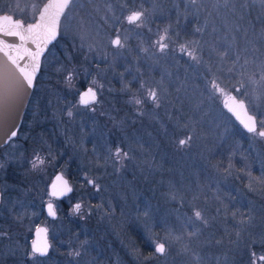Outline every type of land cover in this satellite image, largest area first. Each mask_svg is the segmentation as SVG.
I'll use <instances>...</instances> for the list:
<instances>
[{"label": "rangeland", "instance_id": "rangeland-1", "mask_svg": "<svg viewBox=\"0 0 264 264\" xmlns=\"http://www.w3.org/2000/svg\"><path fill=\"white\" fill-rule=\"evenodd\" d=\"M39 1L26 0L35 8L21 16L16 0H0V14L32 23L47 2ZM72 1L45 62L54 67L38 79L28 131L0 151L6 211L0 216V264H22V259L25 264H250L252 245L264 253V138L238 126L210 81L215 79L225 94L243 85L247 95L237 96L264 119V59L235 50L231 36H224L223 47L210 41L203 49L202 37L206 27L210 35L217 27H264V0ZM133 10H144L143 26L124 19ZM165 29L168 48L161 52L156 42ZM117 34L124 48L112 45ZM245 36L241 49L248 50ZM190 41L198 60L180 51V44ZM136 49L152 51V65L162 75L145 89L143 121L125 139L124 113L117 105L123 93L136 104L138 93L123 81L143 61ZM93 80L100 101L93 109L82 108L75 85L92 86ZM149 90L156 91V102ZM188 137L181 146L179 140ZM117 147L128 157L118 160ZM37 155L44 163L34 169ZM75 165L86 174L129 168L137 181L118 180L125 191L95 193V202L84 208L92 216L90 234L65 228L67 250L53 246L47 258L32 257L19 240L39 224L31 203H44L42 189L57 169ZM14 169L18 185L4 179ZM195 210L207 225L195 219ZM50 229L55 241L58 227ZM156 242L165 243L164 255L155 252Z\"/></svg>", "mask_w": 264, "mask_h": 264}, {"label": "snow or ice", "instance_id": "snow-or-ice-1", "mask_svg": "<svg viewBox=\"0 0 264 264\" xmlns=\"http://www.w3.org/2000/svg\"><path fill=\"white\" fill-rule=\"evenodd\" d=\"M195 3V0H193ZM71 4V0H51L50 3L44 5V7L39 11V16L35 19V22L27 24L25 26L23 18L16 19L14 14H5L0 16V37H16L19 43H9L5 39H0V52L3 53L5 57V62L0 63V123H3L7 116V109L10 102L18 101L23 98L24 94V84L27 87H32L34 74L37 71L39 65V58L43 54L46 45L57 35V28L59 24V18L64 14L65 9H67ZM15 7L17 11L23 16V14L31 7L35 8L34 5H29L26 0H16ZM145 12L144 10H133L127 16L125 20L130 25H135L136 27H141L144 24ZM199 31V29H197ZM168 29L164 30V34L160 36L159 40L156 42L159 50L161 52L168 48V44L165 43L168 40ZM126 40V37H125ZM29 43L35 45V50L28 47ZM113 46L124 48L125 43L122 41L119 34L111 41ZM195 42H187L180 44V51L186 52L187 55L193 59L198 60L195 55V50H189L191 44ZM27 57V62L21 66L19 61L25 60ZM11 65L19 73V76H15L12 72ZM14 80V86L9 88V79ZM22 78V80H21ZM71 73L68 75L67 79L71 82ZM264 79V77H262ZM23 81V82H22ZM212 89L216 92L224 94V89L221 88L220 84L217 83L215 79L210 81ZM255 83V81H253ZM96 81H92V86H87L86 90L79 93V104L88 106L89 104H94L97 102V91L95 89ZM143 87V85H142ZM243 85L240 88H234L233 91L240 93L241 96H246L247 93L242 91ZM148 96L156 102L158 96L155 90H149ZM229 99L233 102L229 107V111L233 112L236 118L240 121L247 132L252 133L258 137L264 138V119L257 120L255 115L248 114V108L243 98L237 99L236 96H230ZM136 104H141L140 99H135ZM68 115L71 116L72 112L69 111ZM17 135L14 130L11 132L9 140ZM191 140V137L187 139L179 140L181 146L185 145ZM115 156L118 160L128 157L127 152H122L120 147L115 150ZM44 161L37 155L32 161V167L35 169L39 165H42ZM3 165L0 164V168ZM86 179L88 184H95L93 180ZM97 189L98 185H95ZM72 188L69 187L68 182L63 180L61 176L56 177V182L52 184V191L50 195L52 197L63 196L68 192H71ZM48 214L52 217L56 216V211L54 209L51 201L48 203ZM81 204L77 203L74 206V212H80ZM194 217L197 221L202 224L207 225L208 220L204 217L200 210L194 211ZM37 235L40 233H46V229H37ZM48 243L46 239L34 240L32 242V257L37 254L44 256L48 252ZM155 252L164 255L166 253V245L164 242L155 243ZM79 255V253H75ZM250 264H264V253H258L256 251H250Z\"/></svg>", "mask_w": 264, "mask_h": 264}, {"label": "flooded vegetation", "instance_id": "flooded-vegetation-1", "mask_svg": "<svg viewBox=\"0 0 264 264\" xmlns=\"http://www.w3.org/2000/svg\"><path fill=\"white\" fill-rule=\"evenodd\" d=\"M204 28V27H203ZM226 27H217V29L213 30L211 33L212 35H210V31H209V27H206V29L203 32V37H202V45L203 49H207V46L205 47V44L209 43L210 41L214 43H216V45L218 46H224V36H231L235 39V41L239 42H234L235 46L238 52H242V53H247L248 52H252V54L257 53V55L262 59H264V27H228L227 29H225ZM230 29H232V31L230 32ZM244 31V33L246 32V34H248L247 36L250 37V39H247L245 34H242ZM245 36V39H247V42H249L248 45V50L247 49H241L242 44L241 42V38L242 36ZM244 39V38H243ZM245 43V42H244ZM141 45V44H140ZM144 45V43H142V45L140 46L142 48V46ZM147 46V45H146ZM115 47V46H114ZM227 49V47H225ZM135 49V47H134ZM231 49V48H229ZM262 49V51H261ZM136 53L137 55L139 53H141V56L143 58V61H141L139 63V66H137V69H135V71L131 74H128L127 76L125 75V78L123 81H125L126 86H128V88L130 90H134L135 92L138 93V95L133 97H136V99H140L142 101L141 104H130L131 97L132 95H128L127 93H123V95H121V104L119 103L117 106H119L121 108L120 112H123L124 114V118H125V125L126 126L123 130L124 135H125V139L128 135V133H130V131L133 128H137L142 120V117L139 115L140 112H142V110H147L148 107L144 106V101L141 99L142 95H144L143 93L147 90H145L147 87L151 88L152 86H154L156 84V81L159 80V78H161L160 73L157 71V66L154 67L152 64L155 61L152 55L148 54L151 53L152 51L147 50L144 51V53L140 50V49H136ZM223 50V48H222ZM203 54L205 58H208L207 55L208 52L207 50H203ZM187 55V53H186ZM247 56V54H245ZM138 59V58H137ZM129 60L131 61V58H126L125 61L126 63H129ZM154 60V61H153ZM139 68V69H138ZM143 85V87H142ZM87 87L86 83H83V87L80 88L79 93H81L83 90H85ZM121 84L118 83V89H121ZM238 88V87H235ZM97 91V90H96ZM79 93H78V102H79ZM220 94L221 97V103L223 107V101L225 98H229L230 96H236L237 99H240L237 96V92H232V93H227V94ZM97 98L98 101L95 104H92L90 106H82L79 104L80 107L82 108H90L93 109L94 106L98 105L99 101H100V95L98 94L97 91ZM246 105L247 102L245 101ZM133 107H136L137 109H133ZM224 108V107H223ZM248 108V112L253 115L250 107L247 105ZM225 110V108H224ZM139 111V112H138ZM226 111V110H225ZM173 116H175V114H173ZM256 116V115H255ZM257 117V116H256ZM130 118H134V119H140L137 120L135 122H133ZM257 120H259V118L257 117ZM143 121V120H142ZM131 124V126H127ZM131 127V129L129 128ZM22 128V127H21ZM21 131L19 132V135L21 134ZM159 139V138H158ZM174 138L168 140V143H170L171 141H173ZM90 154V153H89ZM63 169V168H62ZM61 168L57 169L53 175L52 178L49 181V184L46 185L45 188L42 189V191L44 192V203L41 204L40 206L37 204V202H32L29 209H32L34 211V213H36V217L37 214H39V221H38V225L37 227L34 229V231H32V233L30 234V236H28V238H19L20 241H22L23 243V247L26 249L25 251H27L26 253L32 252V242L34 239V232L37 228L39 227H43L47 230V235H48V240H49V244H50V252L48 254V256L51 253V250L53 248V246H56L59 250H67L66 244H63L64 240H63V235L65 228H70V231H76V233L80 230V231H84V233L90 234L91 233V225L93 224L92 220L90 219V217H92L90 215V213L88 212H84V208L86 206H90L91 204H93L96 200L95 198V193H100L101 191H125L127 190L126 187L118 184V180H121L123 182L127 181H137L135 178H132V176L134 175V171L132 169L129 168H124L121 169L119 171H116V173H113V171H110V169H104L103 171H100L98 173H95V171H92L89 174H86L84 172H82V170L80 168H78V166L76 167L73 166L70 168V170L66 169L65 172H63ZM19 170H8L7 173L8 175L4 178L6 181L9 182H13V184L18 185V182L20 181L18 178L20 175H17L16 173ZM89 171V170H88ZM134 172V173H132ZM57 173H61L62 176L66 179V181L68 182L69 187L72 188L71 193L66 197L63 196L61 198H57V197H51L50 196V192H49V187L50 184L52 183L54 176ZM93 175V176H92ZM88 176L90 178H88ZM90 179L93 180L95 182V184H88L86 182V179ZM1 178H0V184H1ZM86 183V188L83 186V184ZM95 185H98L99 188L97 189V187ZM131 184H128L127 187H129ZM92 193V194H91ZM51 201V203L54 206V209L56 211V216L55 217H51L47 214L46 211V207L48 206V203ZM81 204V210L80 212H74V206L75 204ZM1 206H3V199L0 203V216H6V211L3 212V209L1 208ZM19 213V212H18ZM2 214V215H1ZM20 214V213H19ZM89 217V219H88ZM37 219V218H36ZM62 222L64 224V228H61L60 225L58 224L59 222ZM52 225H56L58 227V233L59 235L57 236V238H55L56 240L54 241L53 239H51L50 234H51V229ZM59 225V226H58ZM69 225V227L67 226ZM26 236V235H23ZM32 240V242H31ZM255 247L254 245H252L251 247V251H255L254 250ZM250 252V251H249ZM248 252V254H249ZM38 258L40 259H45L46 257H40L38 254L36 255ZM249 256V255H248ZM250 257V256H249ZM26 259H22L21 263L25 264L27 263L26 261H24ZM245 258L243 257L242 260H240V262H244ZM25 262V263H23ZM239 264H244V263H239Z\"/></svg>", "mask_w": 264, "mask_h": 264}, {"label": "water", "instance_id": "water-1", "mask_svg": "<svg viewBox=\"0 0 264 264\" xmlns=\"http://www.w3.org/2000/svg\"><path fill=\"white\" fill-rule=\"evenodd\" d=\"M51 0H47V2H45L42 7L40 8V10L44 7V5L50 3ZM72 0H71V4H72ZM70 4V6H71ZM70 6L65 9L64 11V14L60 16L59 18V24H58V28H57V35L55 37V39L51 40L45 47L44 49V52L43 54L40 56L39 58V65H38V68H37V71L35 72L34 74V79H33V85L32 87H27L26 83L24 84V94H23V98L18 100V101H13V102H10L9 104V107L7 109V116L4 120L3 123H0V149L2 147H5L6 145H8L11 141L15 140L17 138V135L19 133V130L20 128L22 127V122H23V118H24V115L26 113V110H27V107H28V104L30 102V99L32 97L31 94H33V91H34V88H35V83H36V80L37 78L39 77L40 75V72H41V68H42V61L44 59V57L46 56V54L48 53L49 49L55 44V42H57V40L59 39V36H60V25H61V21L62 19L64 18V16L66 15L68 9L70 8ZM39 10V11H40ZM5 14H1L0 16H3ZM39 16V12L36 16V18ZM35 22V21H34ZM29 24V23H28ZM25 26H27V24H25ZM0 39H5L7 40L9 43H19V40L18 38L16 37H0ZM28 47L32 48L33 50H35V45L29 43ZM5 62V57L3 55L2 52H0V63H3ZM27 62V57H25V60H21L19 61L20 65L23 66L25 63ZM10 68H12V72L15 74V76H19V73L16 71L15 68H13L11 65H9ZM22 80V78H21ZM23 82V81H22ZM8 86L9 88L13 87L14 86V80L13 79H9L8 81ZM86 90V89H85ZM83 90V91H85ZM82 91V92H83ZM97 101H98V98H97ZM232 101L229 99V98H225L224 101H223V107L226 109L227 113H229L231 115V117H233L237 122L238 124L241 125V127L244 129V131L246 133H249L247 132V130L243 127V125L240 123V121L236 118V116L233 114V112L229 111V107L232 105ZM95 104V103H94ZM81 105V104H80ZM92 104H89L88 106H90ZM84 106V105H82ZM86 107V106H85ZM248 114H250L248 112ZM251 115V114H250ZM16 131L17 132V135L15 137H13L11 140H9V137L11 135V132L12 131ZM250 134V133H249ZM57 176H61L63 178V180L66 181V179L62 176L61 173H57L55 176H54V179L52 181V183L50 184V187H49V192L52 191V184L53 182H56V177ZM71 192H68L66 193L65 195L63 196H68ZM50 194V193H49ZM51 196V195H50ZM63 196H59L57 198H61ZM52 197V196H51ZM0 202H1V190H0ZM46 211H47V214H48V207H46ZM49 215V214H48ZM50 216V215H49ZM52 217V216H51ZM38 229V228H37ZM36 229V230H37ZM39 229H45L43 227H40ZM35 230L34 232V240H43V239H46L47 240V243L49 245L48 247V252L46 255L44 256H39L40 257H46L50 251V244H49V240H48V235H47V231L46 233H40V235L38 236L37 235V231Z\"/></svg>", "mask_w": 264, "mask_h": 264}, {"label": "trees", "instance_id": "trees-1", "mask_svg": "<svg viewBox=\"0 0 264 264\" xmlns=\"http://www.w3.org/2000/svg\"><path fill=\"white\" fill-rule=\"evenodd\" d=\"M39 2H43V0H40ZM24 20V19H23ZM25 21V20H24ZM25 23H28L27 21H25ZM48 56H49V54H47L46 55V57L44 58V60H43V66H42V70H41V73H40V75L41 76H43V75H45V73H50V71L53 69V67H54V65H52L51 64V67H49L48 66V64H45V62L47 63V58H48ZM84 82V81H83ZM83 82L82 83H78V84H76L75 85V88L77 87L78 89H80V88H82L83 87ZM39 84L40 83H38V81H37V83L35 84L36 85V88H35V91H34V93H33V96H32V99H31V102H30V104H29V107H28V110H27V112H26V114H25V117H24V120H23V124H22V128H21V134L23 133V132H27L28 130L26 129V128H28L27 126H29V124L31 123L30 122V120L32 119V117H31V115H30V109L29 108H31L32 107V105H34V100H35V98H36V91H39ZM145 254L144 255H146L148 252H146V250H145V252H144Z\"/></svg>", "mask_w": 264, "mask_h": 264}]
</instances>
